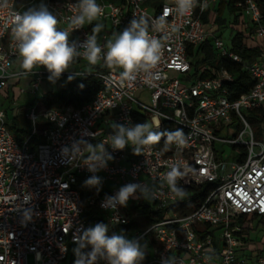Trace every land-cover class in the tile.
I'll return each mask as SVG.
<instances>
[{
    "label": "built area",
    "instance_id": "built-area-1",
    "mask_svg": "<svg viewBox=\"0 0 264 264\" xmlns=\"http://www.w3.org/2000/svg\"><path fill=\"white\" fill-rule=\"evenodd\" d=\"M146 1L96 0L103 14L78 29L70 25L77 0L62 5L49 1L58 27L69 32L70 41L83 42L97 20L110 23L112 32L97 36L102 56L110 35L120 33L131 19L143 17L149 36L161 41V59L151 76L141 72L135 80H126L121 68L97 73L88 69L92 64L77 57L86 67L67 70L64 76L93 75L103 88L77 107L39 110L36 103L28 105L29 128L22 141L9 129L8 113L0 103V264H74L75 241L94 225L85 217L87 206L104 217L109 231L117 229V234L129 239L141 238L148 253L144 264H160L162 255L174 257L176 264H264V249L247 242L248 218L264 216V143L255 141L247 120V113L264 107V11L255 0L234 5L244 18L245 32H240L246 43L259 46L255 59L247 61L230 51L204 21L218 0H196L191 12L183 16L177 13L175 0H164L151 10L142 6ZM16 13H23L18 0H0V99L3 92L10 95L15 89L24 94L19 86L25 78L30 93L35 94L48 76L43 67L30 73L20 68L12 37ZM209 38H213L218 58H229L251 78L246 92L235 95L230 87L236 76L225 68L201 65L197 77L191 76L188 48H198ZM205 73L209 76L203 77ZM146 92L150 106L139 100ZM140 115L153 131H181L183 142H167V135H162L157 143L143 146L139 155L130 147L113 152L107 168L96 173L103 181L100 192L83 187L82 182L93 174L88 164H102L90 161L88 144H103L111 152L113 124L139 123ZM236 122L241 128L238 137L231 128ZM38 134L42 141L33 148ZM74 140L82 141L76 153L71 151ZM228 146L240 157L231 162L219 160ZM65 147L69 151L61 153ZM173 170L179 173L176 186L183 193L215 184L190 212L183 206L175 209L187 197L171 191L165 177ZM130 182L145 186L149 198L130 199L119 211L101 207L106 194L113 195ZM145 206H151L154 213L163 212L164 217L134 226L140 217L138 208ZM29 209L31 218L25 220L24 212Z\"/></svg>",
    "mask_w": 264,
    "mask_h": 264
},
{
    "label": "clouds",
    "instance_id": "clouds-1",
    "mask_svg": "<svg viewBox=\"0 0 264 264\" xmlns=\"http://www.w3.org/2000/svg\"><path fill=\"white\" fill-rule=\"evenodd\" d=\"M176 11L179 15H186L195 7L196 0H175ZM76 14L70 18V25L78 29L86 22L91 23L103 14V9L96 0H77ZM59 20L49 9L46 3L28 8L23 13L14 14L12 37L17 49L19 66L25 73H30L35 67H43L47 79L55 84L67 72L77 57H83L89 64L95 65L101 58L109 68L123 69L122 77L126 80H135L138 73H147L151 76L161 59V41L148 34L147 24L143 17L133 18L129 24L113 39L106 42V52L97 42V34L103 25L96 24L92 33L87 35L83 42L69 39V32L58 28ZM83 49V51H80ZM75 77L67 76L71 82ZM83 87V85H80ZM35 120V118H34ZM114 134L110 137L112 151L105 149L103 144L93 146L88 144L92 152L90 161L102 162L100 167L95 163L88 164V171L93 173L86 177L82 186L102 189V178L96 173L107 168L108 161L113 160V152L123 151L130 147L134 155H139L143 146L157 143L162 135H167L169 142L182 143L181 131L174 133H160L152 130L148 123H114ZM82 141L74 140L71 146L73 153L80 151ZM67 147L61 153L68 152ZM179 173L175 170L169 172L165 179L173 193L183 196V190L176 186ZM139 193V195H138ZM149 198L148 189L137 183L130 182L122 185L113 195H105L101 207L106 210L119 211L126 208L130 199ZM25 210V220L30 219L29 212ZM141 238L129 239L123 234L112 232L109 235V225L97 222L83 230L82 235L75 242L78 247L74 249L77 259L74 264H98L103 260L105 264H144L147 257V245L141 244ZM86 249V251H84ZM160 264H176L174 257L161 256Z\"/></svg>",
    "mask_w": 264,
    "mask_h": 264
},
{
    "label": "trees",
    "instance_id": "trees-1",
    "mask_svg": "<svg viewBox=\"0 0 264 264\" xmlns=\"http://www.w3.org/2000/svg\"><path fill=\"white\" fill-rule=\"evenodd\" d=\"M49 1L62 5L69 0H49ZM238 1H243V0H219L217 17L215 20L216 26L213 29V34H215L218 37H221L220 31L223 27L226 26V20L222 17V15L226 10L229 11V13L231 14L232 13L236 14L237 12L238 15H235L236 18L235 22L236 20H238V17L241 14L239 13V10L234 6L235 3ZM255 1L264 11V0H255ZM37 2L38 0H18L19 6H22L23 8V12L26 11L28 8L35 7L33 5L36 4ZM39 4L40 3H38V5ZM228 48L230 49V51L238 54L243 59L247 61H252L255 59V57L258 54L259 46L251 47L250 45H248L245 41V36L243 32L239 31L235 33L234 36L231 38V46H228ZM188 56L193 66V73L191 75L192 77H197L199 67L201 65H206V64L215 68H225L229 72L234 74L236 76V82L230 87V89L236 91L235 94L236 96L246 92L253 83L251 78L242 70L240 65L233 62L229 58H218L216 49L214 48L213 45V38H209L198 48L189 47ZM81 67H86V66L75 59L68 70L76 71ZM88 67L90 71L97 73L106 72L112 69L107 66L105 61H103V64L101 66L89 65ZM67 76L68 75L61 77V79L65 83L59 89L50 90L40 98L36 99L34 103L37 104L39 110H46L50 108H61L63 106L77 107L79 105L89 102L93 98V96L103 88L101 80L96 76L88 75V74L79 75V76L72 75L75 77V79L72 80L71 82L67 81ZM208 76H209L208 73L203 74V77H208ZM80 85H83V87H80ZM0 101H1L0 102L1 105L4 106L7 100L0 99ZM26 108L27 106L22 107L21 108L22 110H20L19 113H17L14 116H10L8 110L6 109L8 113L9 129L12 132H14L18 141H22L23 137L28 133L29 123L25 119ZM250 117L256 119L260 123H264V107L252 111L250 113ZM137 121L139 123H145V119L141 115L137 119ZM41 141H42V137L40 134H38L35 137L34 142L32 143V147L34 148L36 144L40 143ZM167 142L169 141L167 140ZM157 145L159 146L160 144ZM245 154H246V149L242 147L241 157H244ZM214 186H215L214 183H206L198 188L186 189L184 191L187 197L186 203H184L183 205L179 204V206L176 205L175 209L178 210L180 209V207L183 206L186 212L192 211L195 207H197V205L203 200L205 195ZM138 209L140 210V217L137 220V222L134 224V226L135 225L137 226L139 224L143 225L150 222H157L164 217L163 212L154 213L152 211L151 206H145L144 208H138ZM85 217L87 220L91 222L94 221V224L97 222L105 223L104 217L101 214H99L92 206H87ZM260 218L261 221L264 220V216ZM116 230L117 229H113L112 231H109V234L112 232H116Z\"/></svg>",
    "mask_w": 264,
    "mask_h": 264
},
{
    "label": "rangeland",
    "instance_id": "rangeland-1",
    "mask_svg": "<svg viewBox=\"0 0 264 264\" xmlns=\"http://www.w3.org/2000/svg\"><path fill=\"white\" fill-rule=\"evenodd\" d=\"M114 2L118 0H112ZM164 0H148L142 4L143 7H147L148 9H152L154 6H159L160 4L163 3ZM46 3L48 5L49 0H38L36 4L33 6L38 5V3ZM32 5V4H31ZM235 15H238L234 13H229V11H225L222 15V17L226 20V26L223 27L220 31L221 33V38L223 42L226 44V46H231V38L234 36L235 33L239 31L245 32V27L243 26L244 18L242 15L238 17V20L235 22ZM240 27H239V24ZM109 28V25H108ZM171 75H175L174 72H171ZM27 78L23 79L21 85L19 88L24 89L26 92L24 94H19L17 89L14 90V93H11L10 95H7V93L3 92L1 94V99H5L7 97V101L5 102L4 108L8 110V113L10 116H14L17 113H19L20 110H22V107L28 106L36 101L37 98H40L43 96L46 92L50 90H57L61 86L64 85V81L60 79L57 81L55 84H52L46 79L44 83L42 84L40 91L36 92L35 94L30 93V87L27 84ZM7 95V96H6ZM14 95V98H13ZM139 98V97H138ZM139 100L145 104L146 106L151 105L150 101V95L148 92L142 94L139 98ZM247 120L251 125L252 131L254 133V138L255 141L258 143H264V123L258 122L256 119L250 117V113H247ZM231 128L235 131L236 137L239 136L241 128L237 127V122L231 126ZM231 138L233 136L231 135ZM259 149V148H257ZM222 157V158H221ZM219 154V160H224V161H235L240 155H236L233 152V148L231 146H228L226 148V152L224 155ZM248 225L250 226L249 230V237L247 238L248 245H257L259 246V250L262 251L264 249V245L262 244L264 240V220L261 221L260 217L256 216H250L248 218ZM143 244V243H141ZM251 251V250H249ZM253 254H258L259 251H254L252 252ZM243 254L241 252L238 253V257L241 258Z\"/></svg>",
    "mask_w": 264,
    "mask_h": 264
},
{
    "label": "crops",
    "instance_id": "crops-1",
    "mask_svg": "<svg viewBox=\"0 0 264 264\" xmlns=\"http://www.w3.org/2000/svg\"><path fill=\"white\" fill-rule=\"evenodd\" d=\"M218 6H219V0L217 1V3H215L212 8L210 9L209 12H207L205 14V17H204V21L205 23L207 24V27L211 30H213L216 26V17H217V11H218ZM96 24H102L103 25V28L101 30L100 33L97 34V36H100L102 33H111L112 32V28H111V25L110 23H103L101 21H95L94 24L92 25V28L96 25ZM108 25H109V28H108ZM110 39H113L114 38V35H110L109 37Z\"/></svg>",
    "mask_w": 264,
    "mask_h": 264
}]
</instances>
